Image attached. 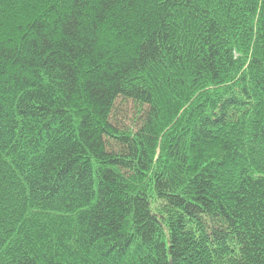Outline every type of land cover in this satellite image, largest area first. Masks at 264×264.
I'll return each instance as SVG.
<instances>
[{"label": "trees", "instance_id": "1", "mask_svg": "<svg viewBox=\"0 0 264 264\" xmlns=\"http://www.w3.org/2000/svg\"><path fill=\"white\" fill-rule=\"evenodd\" d=\"M0 264H264V0H0Z\"/></svg>", "mask_w": 264, "mask_h": 264}, {"label": "rangeland", "instance_id": "2", "mask_svg": "<svg viewBox=\"0 0 264 264\" xmlns=\"http://www.w3.org/2000/svg\"><path fill=\"white\" fill-rule=\"evenodd\" d=\"M138 117V108L131 102L118 100L111 114V122L118 128L130 127Z\"/></svg>", "mask_w": 264, "mask_h": 264}]
</instances>
